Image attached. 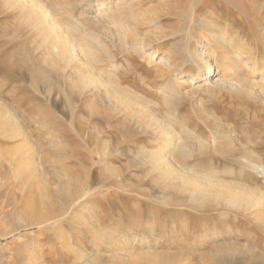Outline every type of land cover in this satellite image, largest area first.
Segmentation results:
<instances>
[{"label": "rangeland", "instance_id": "1", "mask_svg": "<svg viewBox=\"0 0 264 264\" xmlns=\"http://www.w3.org/2000/svg\"><path fill=\"white\" fill-rule=\"evenodd\" d=\"M74 1L39 0V4L42 10L51 11L55 15L68 7L72 9V16H60L57 18L58 22L73 24L80 21V25H87L84 28H89L87 30L95 33L99 42L106 44L108 53L115 56L114 61L126 67V53L121 51V43L115 30L109 23L92 24L82 21L86 17L82 15L83 7ZM132 2L139 5L137 15L142 11L156 12V4L159 3L157 0ZM95 12L96 7L93 5L90 13L95 16ZM226 13L227 10L219 6L196 12L191 0H184L182 4L176 0L172 15L166 17L172 19L170 23L163 20L165 17H156L160 24L141 27L137 34L143 36L150 32V38H155V35L168 37L160 42L157 60L163 56L165 49L171 48L176 53L177 61H180L181 70L194 73L195 69L191 64H183L188 58L184 48L192 44L189 39L198 30L192 19L207 20L213 26H225L226 32L232 35L240 29L234 19H242L243 15L236 12L232 16H225ZM261 19H264V14ZM157 27L161 29L158 30ZM261 39L258 46L264 48V36ZM40 42L38 35L20 17L19 10L6 5V0H0V107L17 113L15 114L23 132H33L31 141L20 142L22 151L11 155L10 152L18 144L0 137V162L7 163L4 158L12 157L15 164L23 154V162H26L28 150H33L34 146L44 148L49 154L41 149L40 153H35L37 166L41 168L39 174L42 175L35 179L40 185L51 188L55 185L50 170H59V165L54 161L50 163L49 160L52 156L59 157L61 154L56 152L58 133L53 130L55 124L49 125L47 129L42 112L53 117L59 116V100L55 92L57 75L51 81L46 79L51 69L49 63H54L55 67L57 65L53 62L55 56L50 49L38 47ZM206 48L204 52L207 54L214 53L211 46ZM263 56L261 53L259 58L262 59ZM237 64L238 61L226 69L224 79L229 80L236 74L237 77L245 76L244 71L235 69ZM148 71V65L143 63L138 74H146ZM138 74H129V82L121 81V87L140 94L154 107L152 111L155 112V117L171 125L170 134L181 136L188 144L191 154L181 160L183 173L212 181L213 197L224 195L228 198L235 195L238 196L237 199L240 198L243 206L233 208L222 201L216 203L214 200L211 202L204 199L192 204L189 194L186 195L180 187H175L177 184L171 188L146 167L130 169V174L125 172L124 167H119V170L109 174L110 177L114 176L111 178L98 173L99 167H90L89 182L100 186L99 193L107 196V201L99 205L96 202L88 205L92 209L90 216L97 221L105 216L100 205L105 204L106 211L109 208L112 210L100 236L94 238L84 234L83 227H77L82 234H75L78 243L74 246V251L80 257V264H264V161L262 171L254 170L247 164L264 159V95L250 98L239 96L223 87L206 89L204 86L195 92L192 87L205 84L201 79L193 85H183L180 90L181 98L169 103L159 93L158 85L146 94V85ZM33 78H44L42 86L45 87L34 85ZM248 79L258 91L262 90L261 84L264 81L260 76L250 75ZM49 84L54 93L47 101L46 94L43 96L41 91L47 92ZM19 95L27 98V104L17 101ZM133 117L137 119L136 116ZM40 120L44 122L43 126ZM142 120L145 122V119ZM139 137L144 139L145 146L151 148L155 146L157 149L162 144L156 138L153 143H149L153 138L151 133L142 131ZM63 157L65 155L59 158ZM68 166L73 168L72 165ZM121 172L122 175L130 176H126L129 186L138 188L140 185L144 193H137L140 197L133 196L134 194L132 197L125 192L127 204L124 209L119 204H109L110 199L123 195L118 191L116 194L114 189H108L112 185L121 186L120 179L117 178ZM37 173L38 171L36 175ZM4 176L0 173V264H76L72 253L62 252L63 249L56 243L58 241H55L52 231L43 235L38 228L28 226L22 210L26 202L24 187L19 188L10 176ZM250 200L260 201L261 208L256 212L244 208L243 202ZM113 202L116 203H110ZM64 233L66 238H70L66 230ZM125 238L129 241L124 242ZM66 256V260L62 261L61 258Z\"/></svg>", "mask_w": 264, "mask_h": 264}, {"label": "bare ground", "instance_id": "2", "mask_svg": "<svg viewBox=\"0 0 264 264\" xmlns=\"http://www.w3.org/2000/svg\"><path fill=\"white\" fill-rule=\"evenodd\" d=\"M157 1L159 3L156 4V8L157 11L159 10V15L157 11H149L150 13L146 11L148 14L142 11L139 12L140 15H137L136 12L140 11H137L139 5L136 6L132 0L131 2L130 0L74 1L83 7L82 15L86 17L82 21L92 24L109 23L115 30L121 43V51L126 53L127 64L124 67L114 61L115 56L108 53L106 44L99 42L95 33L88 31L89 28H84L87 25H80V21L73 24L58 22L57 18L60 16L73 15L69 7L55 15L51 11L42 10L39 0H6V5L18 9L20 17L41 39L38 47L50 49L55 56L53 62L57 67L54 63H49L51 69L46 79L51 81L57 75V91L55 92L59 100V116L53 117L43 112L42 116L46 120L44 126L47 129L49 125L55 124L54 128H51L58 133L56 152L65 157L52 156L49 160L50 163L54 161L59 165V170H50L53 185H55L54 187L50 185L51 188H47L44 184L40 185L41 183L39 184L35 179L42 176L39 174L41 168L37 166L35 153H40L42 150L49 154L44 148L34 146L33 150H28L27 157L25 156L26 162L22 159L24 154L15 164L12 157L4 158L8 164L0 162V173H3L6 178L10 176L19 188L24 187L26 202L22 210L28 220V226L38 228L43 235L52 231L55 234V241H58L56 243L63 249L62 252L72 253L76 264H80V257L74 251V246L78 243L77 239L75 240V234H82L77 227H83L84 234L95 238L103 234V227L111 217L112 209L109 208L106 211L105 204L100 205L101 212L105 215L101 216V220L97 221L90 216L92 209H89L88 205L91 202L99 205L107 197L99 193L100 186L89 182L91 169L88 168L90 167H99L102 171L98 169L97 172L109 178L114 177H110L109 174L119 170V167L122 169L124 167L125 172L146 167L171 188L177 184L175 187H180L182 192L189 194V201L192 204L214 200L216 203L222 201L233 208L243 206L239 201L240 198L237 199L238 196L235 195L228 198L224 195L213 197L212 181L186 176L183 173L181 160L188 158L191 154L188 144L181 136L171 135V125L157 119L155 112L152 111L154 107L140 94L123 89L121 81L129 82V74H138L142 64L146 63L149 67L148 73L138 74L146 85V94L158 85L159 93H162L165 101L169 103L181 98L180 90L183 85L190 86L201 79L202 82L205 81V84L192 87L195 92L200 91L203 86L205 88L223 87L239 96L250 98L263 96L264 83L261 84L262 90L258 91L248 78L250 75H258L264 81V56L262 59L259 58L261 53L264 54V48L258 46L262 41L261 37L264 36V19H261L264 14V0H191L196 12L219 6L227 10L225 16H232L236 12L243 15L242 19H234L240 29L232 35L226 32L225 26H213L207 20L192 19L198 30L189 39L192 44L184 48L188 58L183 64H191L195 69L194 73L181 70L180 61H177L176 53L171 48L165 49L163 56L157 60L156 53L160 52V42L168 37L155 35V38H150V32L143 36L137 34L141 27L160 24L156 17H165L163 20L168 23L172 21L170 17L168 19L166 17L172 15V7L176 0ZM179 1L182 4L184 0ZM93 5L96 7L95 16L90 13ZM150 16L156 19H149ZM208 46H211L213 54L204 52ZM237 61L235 69L244 71L247 78L237 77L236 74L229 80L224 79L226 69L232 67ZM15 68L20 69V67ZM44 78L41 80L33 78L32 83L44 88L45 86H42ZM50 86L49 84L47 92L41 91L43 96L46 94L47 101L54 93V89ZM17 98L19 103L27 100L24 95ZM15 113L0 107V137L18 144L10 155L21 152L20 142L31 141L33 137V132L25 129L23 132ZM142 119H145V122ZM41 122L43 126L44 122ZM142 131L152 134L153 138H149V143H153L156 138L162 144L157 146V149L155 146L153 148L145 146L144 139L139 137ZM263 161L264 159L260 158L256 162L247 164L254 170L262 171ZM68 165H72L73 168ZM26 166L28 168L25 169ZM37 171L38 175H36ZM126 176L129 175H122L121 172L117 176L121 186L108 187L109 190L114 189L116 194L118 192L123 194L116 196V199L108 197L111 206L119 204V207L124 209L127 204L125 192L131 194L129 196L134 194L133 196L136 197H140L137 193L144 194L142 186L139 185L138 188L129 186ZM111 201L116 203H110ZM243 203L244 208L254 212L262 206L258 200ZM65 230L71 235H69L70 238H66ZM123 241L127 242L129 239L125 238ZM66 258L67 256L61 260L64 261Z\"/></svg>", "mask_w": 264, "mask_h": 264}]
</instances>
